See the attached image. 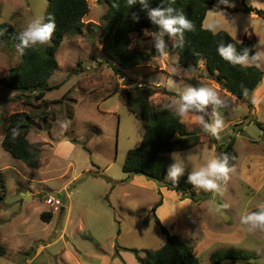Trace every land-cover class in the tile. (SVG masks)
<instances>
[{"label": "rangeland", "instance_id": "rangeland-1", "mask_svg": "<svg viewBox=\"0 0 264 264\" xmlns=\"http://www.w3.org/2000/svg\"><path fill=\"white\" fill-rule=\"evenodd\" d=\"M87 1L84 27L66 34L57 50L58 67L48 85L58 87L45 96L51 101L44 120L32 111L39 101L31 95L17 98L20 92L1 82L20 62L21 54L12 40L0 41V177L4 184L0 187V244L5 248L0 264H138L133 249L142 253L165 241L154 215L171 234L191 245L199 264H212L210 254L218 248L255 254L249 263L224 260L222 264H264V230L248 231L249 225L241 223L242 215L264 209V130L252 122L256 119L264 125V97L257 100L264 89V75L250 96V108L248 98L236 100L208 78L202 61L193 70L180 68L175 38L168 35L163 37L165 56L153 55L115 74L102 49V15L107 5L102 0ZM47 5L48 0H0V24L9 22L20 32L31 20L44 17ZM256 10L264 11V0H229L227 5L213 0L203 26L209 28L220 20L223 27L217 30H226L239 41L251 39L261 57L248 59L249 64H259L264 71V15H257ZM151 23L152 29L147 30L158 32V26ZM154 43V37L145 36L143 30L131 34V46L150 52ZM121 76L130 87L153 84L173 92L153 94L156 106L199 86L214 88L225 100L221 106L209 103L203 111L210 123L223 119L217 142L233 136L237 151V161L220 182V192H209L208 199L194 202L163 184L122 171L127 151L142 139L143 123L128 111L118 92L123 89L118 81ZM191 76L201 85L190 84ZM22 111L34 117L27 137L40 152L38 167L26 165L1 145L5 118ZM199 116L190 112L182 121L189 130H202L206 140L166 153L170 165L177 162L172 153H180L185 171L179 179L216 157L217 148L211 134L203 131ZM54 192L61 196L58 210L45 203ZM42 212H51V219L44 221Z\"/></svg>", "mask_w": 264, "mask_h": 264}, {"label": "trees", "instance_id": "trees-1", "mask_svg": "<svg viewBox=\"0 0 264 264\" xmlns=\"http://www.w3.org/2000/svg\"><path fill=\"white\" fill-rule=\"evenodd\" d=\"M102 1L107 5V9L102 15V49L110 59L107 62L108 66L115 74L122 73L120 68L135 67L151 56L160 54L155 48L148 52L138 46H131V34L140 33L144 29H152L151 20L147 16L148 9L142 8L139 2L129 6L127 0ZM161 3L162 0H149V8L158 7ZM212 4L213 0H163L164 7L175 9L174 15L182 12L195 25V31L185 30L183 47L174 46V51L178 56V65L183 70L189 71L193 70L199 61H202L208 78L213 79L236 100H246L247 98L249 100L263 78L264 71L255 64L232 65L229 61L221 58L217 47L221 43H232L236 47L237 55L246 54L248 59L252 60L259 59L255 58L258 52L251 39L239 41L226 30H217L214 34L212 30L203 26L206 13ZM88 10L87 0H48L44 22H47V17L51 15L54 16L56 23L51 41L47 45L26 48L24 54L21 55L20 62L11 67L1 79L6 87L20 92L16 96L17 98L23 96L28 99L31 95L32 98L39 101L38 104L32 105L35 109L32 110L33 114L40 115L38 120H44L49 113L47 108L51 100L45 98L47 92L58 87V85H48L49 77L58 67L57 50L66 34L73 30H75L73 32L80 31L84 27L83 18ZM133 13L139 16L138 21H133ZM255 13L259 16L264 15L263 10H256ZM18 33L9 22L0 24L1 42L12 40L17 47L20 44ZM174 38V45H179L180 35L176 34ZM245 49H248L247 53H245ZM112 61H115L117 65ZM188 82L193 86L201 85L194 76H191ZM118 92L124 98L128 111L143 123L142 139L136 147L127 151L122 171L129 177L141 175L163 184L170 190L181 192L183 198H189L194 202L208 199L209 192L197 193L193 186L187 182L189 172L183 175L177 184L164 182L167 169L171 164V159L166 153L192 147L205 139L202 136V130L187 129L182 119L173 114L175 111L173 107L169 109L164 108L163 105L156 106L151 100V96L157 92H173L153 84L124 88ZM248 105L250 108L253 107L252 100H249ZM197 113L210 123L205 112ZM33 118L30 112L25 111L14 112L5 118L7 124L4 128L1 145L13 157L20 159L26 165L38 167L40 152L32 146L27 137L34 125ZM252 122L264 130V125L259 121L253 119ZM14 129L19 131V135L15 139L12 137ZM210 137L217 148L218 156L226 154L229 167L233 166L237 161V151L233 146L234 137L229 136L221 144H218L216 137L212 135ZM107 179L109 180V178ZM0 187L2 189L4 187L1 177ZM40 216L44 221H49L52 213L42 212ZM146 221L145 218L144 223ZM154 221L165 236V241L160 247L146 249L142 253L133 249L134 258L138 264H199L198 257L192 253L191 245L187 244L179 235L171 234L155 215ZM4 254L5 248L0 244V256ZM253 256L255 254L238 249L218 248L210 254V260L212 264H222L224 260L249 263Z\"/></svg>", "mask_w": 264, "mask_h": 264}, {"label": "clouds", "instance_id": "clouds-1", "mask_svg": "<svg viewBox=\"0 0 264 264\" xmlns=\"http://www.w3.org/2000/svg\"><path fill=\"white\" fill-rule=\"evenodd\" d=\"M139 2V4L144 9H148V18L158 26V32H149L147 29L143 30L144 35H151L154 37L155 50L162 56L166 55L167 44L164 40V36L168 35L174 37L179 34L181 41L179 45H174L178 47H183V35L185 30L188 32L195 31V25L191 20H189L184 13L180 12L178 15H174L175 9L172 7H164L163 0L160 6L155 8H149V0H127L129 6H132ZM220 3L229 4V0H220ZM44 17H37L31 20L26 26L18 33V39L20 44L17 46L21 55L24 54L26 48H35L37 45H47L52 38V35L56 28L54 16L49 15L47 17V22H44ZM133 21H138L139 16L135 13L132 15ZM220 20H214L210 25L209 29L215 31L218 28H222ZM248 49H245L247 53ZM217 52L222 59L229 61L232 65H242L246 66L249 64L247 55H237L236 47L232 43L223 44L221 43L217 47ZM261 55L256 54L255 58H259ZM260 67L259 64L256 65ZM175 73V69L173 70ZM178 75V73H175ZM247 95V91L245 92ZM212 103L215 106H221L225 104V100L222 99L217 91L208 86L199 87H189L182 91L178 99L171 101L163 105L164 108H171L173 105L176 106V110L173 114L183 119L190 112H203L205 111V106ZM199 123L202 125L204 132L210 133L217 139L220 138V133L224 129V123L222 118H217L215 123H208L205 121L203 116H199ZM19 135L18 130H13L12 137L15 139ZM192 157L189 155V159ZM172 159L177 162L170 165L167 169L165 179L173 184H177L179 181V176L185 171V166L183 161L180 159L179 152L172 153ZM231 171L228 164V156L226 154L221 155V157H212L207 159L205 163L201 164L199 167H193L188 174L187 182L190 183L193 188L203 189L207 192H220V182L226 180L229 172ZM241 223L244 225H249L248 231L254 229L264 230V209L258 212L244 214L241 216Z\"/></svg>", "mask_w": 264, "mask_h": 264}, {"label": "built area", "instance_id": "built-area-1", "mask_svg": "<svg viewBox=\"0 0 264 264\" xmlns=\"http://www.w3.org/2000/svg\"><path fill=\"white\" fill-rule=\"evenodd\" d=\"M120 85L122 86V88H130V86L127 85V83H125V78L124 77H119L118 79ZM45 203L49 206H51L54 210H58L62 204L61 201V196L58 195L57 193H53V194H49L46 198H45Z\"/></svg>", "mask_w": 264, "mask_h": 264}, {"label": "crops", "instance_id": "crops-1", "mask_svg": "<svg viewBox=\"0 0 264 264\" xmlns=\"http://www.w3.org/2000/svg\"><path fill=\"white\" fill-rule=\"evenodd\" d=\"M252 15L251 16H255L256 14L255 13H251ZM261 91H259L260 93L257 95L258 96V99L257 100H260L261 98H263L264 97V89H260ZM256 91V90H255ZM235 99V98H234ZM257 109H258V106H256V110L255 111H257ZM55 151H56V149H55ZM214 155L216 156V157H219L218 156V154L217 153H214Z\"/></svg>", "mask_w": 264, "mask_h": 264}]
</instances>
